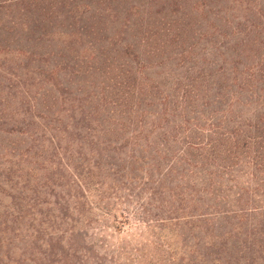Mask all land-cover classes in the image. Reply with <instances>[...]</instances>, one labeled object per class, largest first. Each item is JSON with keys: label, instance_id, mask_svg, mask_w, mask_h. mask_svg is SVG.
<instances>
[{"label": "trees", "instance_id": "16d2710c", "mask_svg": "<svg viewBox=\"0 0 264 264\" xmlns=\"http://www.w3.org/2000/svg\"><path fill=\"white\" fill-rule=\"evenodd\" d=\"M0 264H264V0H0Z\"/></svg>", "mask_w": 264, "mask_h": 264}]
</instances>
